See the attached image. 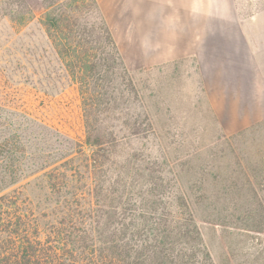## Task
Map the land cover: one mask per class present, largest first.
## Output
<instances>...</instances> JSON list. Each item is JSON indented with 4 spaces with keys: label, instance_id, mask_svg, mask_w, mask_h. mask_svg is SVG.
Listing matches in <instances>:
<instances>
[{
    "label": "rangeland",
    "instance_id": "rangeland-1",
    "mask_svg": "<svg viewBox=\"0 0 264 264\" xmlns=\"http://www.w3.org/2000/svg\"><path fill=\"white\" fill-rule=\"evenodd\" d=\"M96 3L109 29L105 13L122 25L128 65L121 58L133 77L117 86V93L123 89L124 97L105 124L118 130L127 116L137 114L139 121L146 122L147 117L154 128L147 138L127 139L119 159L128 161L137 152L154 161L158 170L162 160L168 159L171 173L180 179L169 186L192 192L187 203L213 264H264V232H259L264 230V119L225 133L205 97L193 56L148 67L133 63L137 19L142 20L143 31L150 33L152 19L172 27L183 14L215 8L226 13L232 6L240 13L255 12L264 8V0ZM87 21H96L91 9ZM41 22L37 14L21 27L0 18V139L15 132L20 135L24 174L36 172L43 161L67 153L64 147L74 148L84 140L77 84Z\"/></svg>",
    "mask_w": 264,
    "mask_h": 264
},
{
    "label": "trees",
    "instance_id": "trees-1",
    "mask_svg": "<svg viewBox=\"0 0 264 264\" xmlns=\"http://www.w3.org/2000/svg\"><path fill=\"white\" fill-rule=\"evenodd\" d=\"M36 14L77 84L84 140L24 174L20 135L0 139V264H213L192 192L169 186L180 179L168 159L160 170L137 152L119 159L127 139L154 128L137 114L118 130L105 124L124 97L117 86L133 77L96 0H0V18L17 26Z\"/></svg>",
    "mask_w": 264,
    "mask_h": 264
},
{
    "label": "crops",
    "instance_id": "crops-1",
    "mask_svg": "<svg viewBox=\"0 0 264 264\" xmlns=\"http://www.w3.org/2000/svg\"><path fill=\"white\" fill-rule=\"evenodd\" d=\"M247 11L240 13L235 6L226 13L219 8L203 9L178 17L173 28L152 19L150 33L143 31V22L137 19L133 63L148 67L193 56L220 128L227 134L248 128L264 119V8ZM105 15L128 65L122 25L114 23L112 15ZM167 22L170 24L169 19ZM127 39H131L129 35Z\"/></svg>",
    "mask_w": 264,
    "mask_h": 264
}]
</instances>
